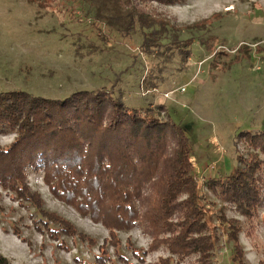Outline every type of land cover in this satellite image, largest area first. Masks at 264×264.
Masks as SVG:
<instances>
[{
  "label": "rangeland",
  "instance_id": "obj_1",
  "mask_svg": "<svg viewBox=\"0 0 264 264\" xmlns=\"http://www.w3.org/2000/svg\"><path fill=\"white\" fill-rule=\"evenodd\" d=\"M42 3L41 9L26 0H0V92L61 100L106 88L128 108L163 105L158 118L179 125L189 142L199 204L215 242L214 262L233 264L231 225L240 228L243 264H264L263 211L251 232L249 222L206 187L209 178L224 177L238 165L237 155H246L245 143H236L240 132H264V0H183L175 6L108 0L102 6L107 13L124 17L130 4L154 25H135L129 36L122 35L127 18L97 21L81 2ZM108 29L122 34H105ZM159 30L157 42L170 48L143 45ZM176 41L191 44L171 43ZM178 49L190 57L183 62ZM14 137L1 135L0 146ZM26 173L42 215L0 187V256L10 264H154L169 256L139 225L110 241L101 223L50 193L42 172ZM260 175L264 185V165Z\"/></svg>",
  "mask_w": 264,
  "mask_h": 264
},
{
  "label": "trees",
  "instance_id": "obj_2",
  "mask_svg": "<svg viewBox=\"0 0 264 264\" xmlns=\"http://www.w3.org/2000/svg\"><path fill=\"white\" fill-rule=\"evenodd\" d=\"M26 1L44 8L43 0ZM137 1L161 6L183 2ZM68 2H81L97 21L127 18L123 34L111 29L105 34L129 36L135 25L154 26L142 21V14L130 4L124 17L117 16L116 11L103 10L108 0H46L45 4L57 6ZM192 28L198 29H188ZM159 32L143 45L158 43L160 48H170L169 44L157 42L159 37L155 34ZM98 33L102 35L100 29ZM171 43L182 47L191 44ZM178 53L183 62L191 55H187L186 49H178ZM163 112V105L128 108L106 88L74 92L61 100L34 97L17 90L0 92V136L15 135L10 145L0 146V187L41 212V201L38 194L31 192L26 173L29 169L40 171L50 193L80 215L101 223L108 229L110 241H117V232L139 225L152 245L164 246L168 251V257H160L154 264H186L191 256L196 259L189 264H216L215 242L208 234L197 182L191 173L188 139L179 125L169 118H158V113ZM238 142L245 143L246 155H237L238 165L224 177L209 178L206 187L244 217L253 232L259 210L264 213L260 175L264 165L260 159L264 155V132L242 131L236 138ZM65 227L67 234H71V226ZM229 229L232 262L243 264L240 228L230 225ZM14 235L25 243L18 233ZM0 264L10 262L0 256Z\"/></svg>",
  "mask_w": 264,
  "mask_h": 264
},
{
  "label": "built area",
  "instance_id": "obj_3",
  "mask_svg": "<svg viewBox=\"0 0 264 264\" xmlns=\"http://www.w3.org/2000/svg\"><path fill=\"white\" fill-rule=\"evenodd\" d=\"M201 178V177H200Z\"/></svg>",
  "mask_w": 264,
  "mask_h": 264
}]
</instances>
